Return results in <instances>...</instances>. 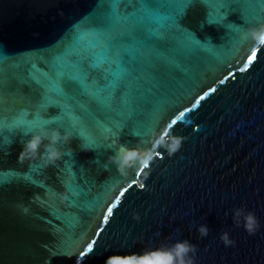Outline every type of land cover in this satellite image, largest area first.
<instances>
[{
	"label": "water",
	"instance_id": "water-1",
	"mask_svg": "<svg viewBox=\"0 0 264 264\" xmlns=\"http://www.w3.org/2000/svg\"><path fill=\"white\" fill-rule=\"evenodd\" d=\"M260 25L264 0H0V264H264ZM43 127L62 158L18 162Z\"/></svg>",
	"mask_w": 264,
	"mask_h": 264
},
{
	"label": "clouds",
	"instance_id": "clouds-1",
	"mask_svg": "<svg viewBox=\"0 0 264 264\" xmlns=\"http://www.w3.org/2000/svg\"><path fill=\"white\" fill-rule=\"evenodd\" d=\"M248 36H251L258 45H264V25H260L258 28L243 34V38L245 39ZM28 134H31V138L24 142V147L18 157V162L20 163H23L26 159L34 160L39 158L45 162V166L55 165L64 155L58 145L62 141L70 143V137L67 134H62L57 128L43 127L36 131L25 133V135ZM179 143V141L175 142L173 150L179 146ZM41 148H43V151H41ZM131 151L126 146L121 145L115 155L110 157V160L117 164L121 171H124L128 166ZM241 216H243L246 231L249 234H254L259 227L254 213L249 212L245 214L243 209H236L234 219L237 224H239V218ZM198 232L201 237H206L209 229L207 225H201L198 228ZM221 240L225 246L234 244V241L229 238L227 233L221 235ZM195 251V246L188 241H178L166 249L158 250L154 254H150L146 264H194L192 256H194Z\"/></svg>",
	"mask_w": 264,
	"mask_h": 264
},
{
	"label": "snow or ice",
	"instance_id": "snow-or-ice-1",
	"mask_svg": "<svg viewBox=\"0 0 264 264\" xmlns=\"http://www.w3.org/2000/svg\"><path fill=\"white\" fill-rule=\"evenodd\" d=\"M176 3L179 5L180 0H176ZM255 58H256V51H253V52L251 53V56H250L249 59H248L247 64L245 65L244 69H242V70H246L247 67H248V66H249V65L255 60ZM108 211H109V215H110L111 212H112V210L109 209Z\"/></svg>",
	"mask_w": 264,
	"mask_h": 264
},
{
	"label": "rangeland",
	"instance_id": "rangeland-1",
	"mask_svg": "<svg viewBox=\"0 0 264 264\" xmlns=\"http://www.w3.org/2000/svg\"><path fill=\"white\" fill-rule=\"evenodd\" d=\"M145 154H146V152H140V151L131 152L130 158H129V163L131 164L136 157H139V156H142V155H145Z\"/></svg>",
	"mask_w": 264,
	"mask_h": 264
}]
</instances>
